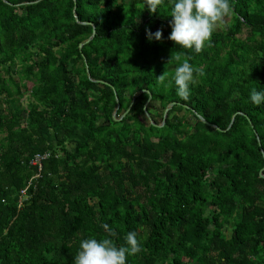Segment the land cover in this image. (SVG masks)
<instances>
[{"label": "trees", "instance_id": "trees-1", "mask_svg": "<svg viewBox=\"0 0 264 264\" xmlns=\"http://www.w3.org/2000/svg\"><path fill=\"white\" fill-rule=\"evenodd\" d=\"M232 4L195 53L144 0H0V264L133 230L127 264H264V0ZM177 56L187 100L157 81Z\"/></svg>", "mask_w": 264, "mask_h": 264}, {"label": "clouds", "instance_id": "clouds-1", "mask_svg": "<svg viewBox=\"0 0 264 264\" xmlns=\"http://www.w3.org/2000/svg\"><path fill=\"white\" fill-rule=\"evenodd\" d=\"M150 13H156L162 8L169 10L171 32L167 39L183 49H191L200 53L206 46H211L213 33L225 19L232 14V0H144V7ZM149 41H162L163 30L152 32L146 29ZM174 71L163 72L157 76V81L165 88L174 85L178 97L187 100L191 93L195 74L199 72L188 59L181 61L175 57ZM250 101L259 106L264 104V90L252 88ZM142 251V244L136 231L125 235V244L117 246L110 237L97 239L95 236L82 239L74 257V264H127V257Z\"/></svg>", "mask_w": 264, "mask_h": 264}, {"label": "built area", "instance_id": "built-area-1", "mask_svg": "<svg viewBox=\"0 0 264 264\" xmlns=\"http://www.w3.org/2000/svg\"><path fill=\"white\" fill-rule=\"evenodd\" d=\"M46 157L44 154H37L34 156V158L31 160V165H38V173L35 175V177L39 176V172L41 170V160H43Z\"/></svg>", "mask_w": 264, "mask_h": 264}, {"label": "water", "instance_id": "water-1", "mask_svg": "<svg viewBox=\"0 0 264 264\" xmlns=\"http://www.w3.org/2000/svg\"><path fill=\"white\" fill-rule=\"evenodd\" d=\"M94 32H95V29H94V27H93V31H92V35H91V37L94 35ZM91 37H90L88 40H90ZM80 46H81V45H80ZM149 98H150V96H149ZM149 98H148V100H149ZM165 115H166V111L164 112V117H165Z\"/></svg>", "mask_w": 264, "mask_h": 264}, {"label": "rangeland", "instance_id": "rangeland-1", "mask_svg": "<svg viewBox=\"0 0 264 264\" xmlns=\"http://www.w3.org/2000/svg\"><path fill=\"white\" fill-rule=\"evenodd\" d=\"M228 20V17L225 19V21H227ZM4 106V104H1V107H3Z\"/></svg>", "mask_w": 264, "mask_h": 264}]
</instances>
